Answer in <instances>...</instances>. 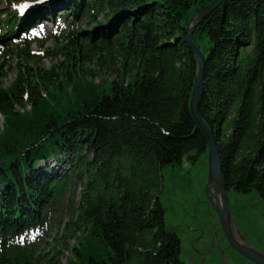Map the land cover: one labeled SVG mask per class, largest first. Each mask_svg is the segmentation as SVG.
I'll return each instance as SVG.
<instances>
[{
	"label": "trees",
	"instance_id": "trees-1",
	"mask_svg": "<svg viewBox=\"0 0 264 264\" xmlns=\"http://www.w3.org/2000/svg\"><path fill=\"white\" fill-rule=\"evenodd\" d=\"M212 1L51 0L21 17L5 11V44L55 8L73 20L62 47L59 37L38 53L16 46L15 78L0 84V264H62L65 252L66 264H184L164 231L161 169L207 152L189 109L196 65L184 27ZM82 20L93 30L78 32ZM192 40L206 58L199 115L226 189L264 201V0H225ZM49 52L62 61L42 69ZM91 61L114 78L95 83ZM7 68L1 61L0 81ZM62 209L68 219L50 242L22 246Z\"/></svg>",
	"mask_w": 264,
	"mask_h": 264
},
{
	"label": "water",
	"instance_id": "water-1",
	"mask_svg": "<svg viewBox=\"0 0 264 264\" xmlns=\"http://www.w3.org/2000/svg\"><path fill=\"white\" fill-rule=\"evenodd\" d=\"M224 1L214 0L198 9L184 27L196 65L189 109L207 152L193 167L165 171L158 199L165 234L175 233L180 242L178 258L184 264H264V201L254 189L242 195L227 191L214 135L199 115L206 58L192 36Z\"/></svg>",
	"mask_w": 264,
	"mask_h": 264
},
{
	"label": "rangeland",
	"instance_id": "rangeland-1",
	"mask_svg": "<svg viewBox=\"0 0 264 264\" xmlns=\"http://www.w3.org/2000/svg\"><path fill=\"white\" fill-rule=\"evenodd\" d=\"M41 1V0H40ZM50 2H47L45 4H49ZM35 2H29V1H21V2H12L11 0H0V62L6 61L8 68L5 70L4 78L1 79L0 84L2 88H7L9 84L14 80L15 78V71H14V65L17 62V48L16 46L22 45L23 41H26L29 44V50L33 53H38L40 50H48L51 49L54 45V37H59L57 40L58 47H62L65 43L64 39H62L61 36H64L66 32L70 29V23L73 20V15L71 13L67 14V16L64 19L58 18V14L60 15V10L55 8V10L50 14L51 16L48 18H41L36 21V24L33 27H28L31 25H25V29L20 31V33L15 34L12 39H9L7 41V44L3 43V40L1 39L2 35L6 34V30L4 28V23L6 20V12L8 13H23V15L28 11L32 10L36 7H42L43 5H38ZM22 15V16H23ZM77 31H92L94 26H88L86 24V21L82 20L79 23L76 24ZM81 41H84V38H81ZM199 45L202 50H204V53H207L206 44L204 41H199ZM48 56L40 55L41 56V62H40V68L42 69H48L51 65H55L62 61V55L55 53V52H49ZM27 66H33V63H28ZM86 66L89 68V70H92L95 74V77L93 78V81L97 83L98 81L102 79H113L114 73L110 70H100V67L97 66V64L94 61H91L89 64H86ZM192 154L183 157L181 162L179 164L174 165H168L161 169V175L165 173V171H173L175 168H179L181 166L185 167H193L195 163H192L189 159V156ZM203 155V154H202ZM201 155V156H202ZM200 156V157H201ZM199 157V159H200ZM198 159V160H199ZM197 160V161H198ZM54 161H49L47 164L49 166H53ZM66 167V166H65ZM74 188V186H71V190ZM162 190H163V182H162ZM75 201L77 202V195L79 193L78 185L75 187ZM233 192V191H228ZM162 195V191L160 193V196ZM162 205V204H161ZM163 208V207H162ZM67 216L65 215L64 209H62V214L58 216L53 221H61L60 225H57L56 223L53 225V221L50 222L48 225H44L40 230H35L32 232H29L27 235L22 236L19 240L21 243H24L22 246L29 247L31 245H39L37 248H43V243L50 242L55 235L58 233V231L61 230V225L67 220ZM58 223V222H57ZM70 247L75 246V242H71ZM37 250V249H36ZM49 249L45 248L44 252H48ZM71 258V253L65 252L61 258V263L66 264L67 261ZM183 263V262H182Z\"/></svg>",
	"mask_w": 264,
	"mask_h": 264
}]
</instances>
